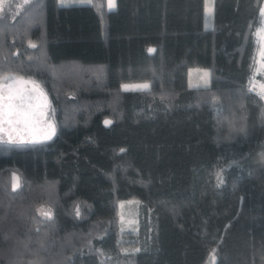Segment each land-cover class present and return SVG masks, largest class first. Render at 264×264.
Instances as JSON below:
<instances>
[{"label":"trees","instance_id":"obj_1","mask_svg":"<svg viewBox=\"0 0 264 264\" xmlns=\"http://www.w3.org/2000/svg\"><path fill=\"white\" fill-rule=\"evenodd\" d=\"M105 2L2 4L0 75L39 85L54 131L0 140V264H264V0H212L209 27L203 0Z\"/></svg>","mask_w":264,"mask_h":264},{"label":"rangeland","instance_id":"obj_2","mask_svg":"<svg viewBox=\"0 0 264 264\" xmlns=\"http://www.w3.org/2000/svg\"><path fill=\"white\" fill-rule=\"evenodd\" d=\"M5 0H0V10ZM86 0H56L57 3H79ZM109 9V1H108ZM212 0H203V27L211 25ZM264 9V3L261 5ZM261 22L256 28V59L255 73L260 77L253 76L252 89L260 95H264V61L260 56V41L257 38V29L264 27V16L261 15ZM264 35V33H260ZM207 73V75H205ZM186 80L188 86H201L209 83V71L206 67L189 66L186 71ZM148 85L146 81H130L122 82L123 85ZM35 85L27 79L14 76L12 74L0 75V140L17 141V142H33L49 137L53 130L54 121L52 118V110L48 98L35 88ZM10 86V87H9ZM123 89V88H122ZM10 98V99H5ZM5 104L11 105L9 111L11 115L8 117L12 123H5L2 112ZM19 121V122H17ZM14 177H18L16 172H11L12 187L17 181ZM19 178V177H18ZM19 180V179H18ZM19 183V182H18ZM116 225L118 231H134L136 228L137 208L139 201L135 198H128L116 201ZM210 258L205 264H212L214 257Z\"/></svg>","mask_w":264,"mask_h":264},{"label":"snow or ice","instance_id":"obj_3","mask_svg":"<svg viewBox=\"0 0 264 264\" xmlns=\"http://www.w3.org/2000/svg\"><path fill=\"white\" fill-rule=\"evenodd\" d=\"M115 0H109V9H114L115 8ZM261 15L264 16V9L261 10ZM260 33H264V27L257 29V38L260 41V56L262 61H264V35H260ZM32 47H35V45H31ZM207 75V73L205 74ZM34 83V82H33ZM10 87V86H9ZM149 87V85L145 84V85H135V86H129V85H123L122 88L124 90H143V89H147ZM35 88H39V85H35ZM259 94V93H258ZM5 99H10V98H5ZM11 105L5 104L4 106V110L2 112V116L4 119L5 123H12L11 120L8 119V117L12 114L11 111H9ZM19 122V121H17ZM105 124H111V121L106 120ZM53 131H54V126H53ZM46 138H50V137H46ZM123 151V149L121 150ZM18 177H14V180L17 181L16 183H14L13 185V189L15 190V188L19 187V183H18ZM43 215L48 216L50 218L51 213L50 212H42ZM77 214H79L77 212Z\"/></svg>","mask_w":264,"mask_h":264},{"label":"crops","instance_id":"obj_4","mask_svg":"<svg viewBox=\"0 0 264 264\" xmlns=\"http://www.w3.org/2000/svg\"><path fill=\"white\" fill-rule=\"evenodd\" d=\"M105 1H106L105 4H106V8H107V7H108V4H107V3H108L109 0H105ZM84 2H89V0L83 1V3H84ZM60 4H61V3H60Z\"/></svg>","mask_w":264,"mask_h":264},{"label":"built area","instance_id":"obj_5","mask_svg":"<svg viewBox=\"0 0 264 264\" xmlns=\"http://www.w3.org/2000/svg\"><path fill=\"white\" fill-rule=\"evenodd\" d=\"M258 96H259L260 99L264 100V95L258 94Z\"/></svg>","mask_w":264,"mask_h":264}]
</instances>
